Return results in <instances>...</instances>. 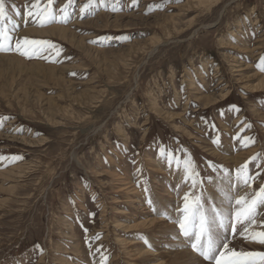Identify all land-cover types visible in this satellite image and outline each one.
Segmentation results:
<instances>
[{"label": "rangeland", "instance_id": "374dc122", "mask_svg": "<svg viewBox=\"0 0 264 264\" xmlns=\"http://www.w3.org/2000/svg\"><path fill=\"white\" fill-rule=\"evenodd\" d=\"M196 1L106 0L81 19L87 0H73L67 24L40 27L26 15L34 0H5L13 47L28 38L56 48L46 59L0 52L12 59L0 60V156L9 158L0 160V264H207L173 222L182 197L159 193L188 190V154L217 205L221 168L251 161L264 177L251 160L264 153V85L254 88L264 79V0ZM67 3L52 8L59 15ZM245 137L255 143L243 147ZM147 218L169 227H119ZM229 247L264 251L239 235ZM140 250L151 253L133 256Z\"/></svg>", "mask_w": 264, "mask_h": 264}, {"label": "snow or ice", "instance_id": "6c2138e0", "mask_svg": "<svg viewBox=\"0 0 264 264\" xmlns=\"http://www.w3.org/2000/svg\"><path fill=\"white\" fill-rule=\"evenodd\" d=\"M72 2L73 0H68L65 7L59 9V15H57L52 8L53 0H47L44 6H41V0H34V3L26 6L28 8L26 15L34 18V22L40 27L56 22L67 24L71 19L68 8ZM105 3L106 0H87L80 8L81 19L86 15L94 14L90 10L98 4L104 5ZM112 11H120V9L113 6ZM17 14L20 13L17 12ZM7 20L5 0H0V52L15 51L27 59H46L45 53L56 48L51 41L28 38L16 39L13 47L11 33L17 25L13 24L12 29H8ZM258 67L264 71V58L261 59ZM214 142L218 143V141ZM253 143L255 140L249 137L241 141L243 147H248ZM166 158L175 159L171 154H167ZM4 159L9 158L0 156V160ZM11 159L15 161L22 157L15 156ZM251 160L256 161L255 168L260 169L261 163H264V153H258ZM249 163L251 161L236 168L234 173L220 169L226 186H220L218 189L221 203L217 205L204 196L202 187L204 181L190 154L183 161L184 183L188 186V190L182 196L180 215L173 222L177 224L179 235L184 238L191 250L207 264H264V251H243L229 247L231 239L237 235L249 243L264 246V220L258 224V217L264 213V177H261L260 171L252 174ZM177 164L179 166L180 162L177 161ZM209 166L213 171H217L215 165L210 164ZM258 179L259 187L254 188L253 185ZM237 190L244 194H238ZM148 203L151 205L152 201L149 200ZM161 215H164L166 219H171L166 213H161ZM145 243H148L147 240ZM148 246L151 247L150 244ZM42 253L43 249H41ZM103 259L106 264L107 257Z\"/></svg>", "mask_w": 264, "mask_h": 264}, {"label": "bare ground", "instance_id": "6f19581e", "mask_svg": "<svg viewBox=\"0 0 264 264\" xmlns=\"http://www.w3.org/2000/svg\"><path fill=\"white\" fill-rule=\"evenodd\" d=\"M213 3V0H199V1H196V2H193V3H190V6H193V7H195V8H197V9H201V8H205V7H207L208 5H210V4H212ZM211 6V5H210ZM190 10V9H189ZM43 33H46V32H43ZM47 33H50V34H60L61 36L63 35V36H66L67 35V33H66V31H64V30H61V29H50V30H48V32ZM33 34V33H32ZM64 39V38H63ZM156 48H157V46H155ZM2 59H9V60H12L10 57H6V56H1L0 57V60H2ZM14 60V59H13ZM15 61V60H14ZM16 61H18L17 59H16ZM20 62V61H19ZM19 62H17V63H19ZM37 66H41V65H39V64H37ZM255 77V76H254ZM11 80V79H10ZM9 80V81H10ZM15 82V81H14ZM10 83H12V82H10ZM264 85V79H262V81H260L259 83H258V85L257 86H255L254 88H257L258 90H261V89H259V88H261L262 86ZM25 93H27V92H25ZM24 93V94H25ZM256 93H258V92H256V91H253V94H256ZM212 99H209V100H207V102L208 103H211L212 101H211ZM175 118V117H174ZM155 171H157V172H159V170H155ZM163 171V170H162ZM156 173V172H155ZM160 173V172H159ZM163 173H164V171H163ZM116 178V177H115ZM120 181V180H119ZM181 181V180H180ZM116 183H118V182H116ZM124 184V183H123ZM122 184V185H123ZM120 185V184H119ZM134 186V185H133ZM133 186L132 185H130V183H128V184H124V186L122 187V189L120 190V191H123V193H125V194H127V196H129L130 194H136L135 192H134V190H133ZM163 187H164V190L162 191V194H160L159 193V195L161 196V197H163L164 196V198L167 200V202L168 201H170V202H173L174 200H175V197H178V198H181L182 197V195L180 194V193H178L177 195L175 194V196H174V194H172V193H169V191L167 190V186H164L163 185ZM215 190V192H214V194H216V196L218 197V192H217V189H214ZM161 191V190H160ZM163 195V196H162ZM164 198H161V200H164ZM132 204H135V203H138L139 202V205H142L144 208H139V210L140 211H138L139 213H141V214H149L148 212L146 213L145 211L146 210H148L149 208H147V207H145L144 206V204H143V202L141 203V201H138V200H135L134 198H129L128 199ZM216 200L219 202L220 200H219V198H216V199H212V202H216ZM138 201V202H137ZM146 202V201H145ZM119 203V202H118ZM129 203V202H128ZM217 203V202H216ZM167 205H169V204H167ZM169 207V206H168ZM178 207H180V205H176V209L178 208ZM121 213V212H120ZM151 213V212H150ZM138 215H140V214H138ZM167 224H165L164 223V221L161 219V220H159V219H155V218H150V219H148L147 218V220H144V221H140L138 224H134V225H127V226H124V225H122V224H119V227H124L125 229H127V231L129 232L130 230H131V232H132V230H135V231H137L136 229H141V228H155L156 226H159L160 228L162 227V228H167L168 229V227H169V225H167ZM176 228V227H175ZM127 232V233H128ZM170 232H173V233H175V231H174V229L171 227L170 228ZM163 234H165V233H163ZM178 235V234H177ZM168 238H166V240H167ZM168 241V240H167ZM131 244H132V242H126L124 245H126V246H131ZM132 252H134V250H132ZM161 252H164L163 251V249H162V251ZM151 252H149V251H142V250H140L138 253H136V254H134L133 256H138V255H147V254H150ZM155 253V252H154ZM181 253H183V252H181ZM157 254L158 253H156V256H157ZM179 256H181V257H185L184 256V254L183 255H179ZM186 256H187V254H186ZM137 258H135V260H136ZM188 264H193V263H189V261H188Z\"/></svg>", "mask_w": 264, "mask_h": 264}]
</instances>
